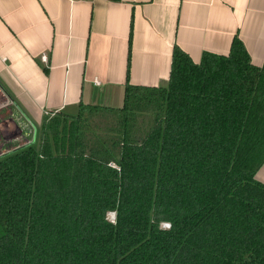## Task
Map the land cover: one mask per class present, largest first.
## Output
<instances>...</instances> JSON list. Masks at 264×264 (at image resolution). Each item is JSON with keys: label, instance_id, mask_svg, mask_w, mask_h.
Instances as JSON below:
<instances>
[{"label": "trees", "instance_id": "1", "mask_svg": "<svg viewBox=\"0 0 264 264\" xmlns=\"http://www.w3.org/2000/svg\"><path fill=\"white\" fill-rule=\"evenodd\" d=\"M263 165L264 66L176 47L167 87L0 158V264H264Z\"/></svg>", "mask_w": 264, "mask_h": 264}, {"label": "crops", "instance_id": "2", "mask_svg": "<svg viewBox=\"0 0 264 264\" xmlns=\"http://www.w3.org/2000/svg\"><path fill=\"white\" fill-rule=\"evenodd\" d=\"M236 37L262 68L264 0H0V158L45 117L121 110L127 83L167 87L176 47L199 64Z\"/></svg>", "mask_w": 264, "mask_h": 264}, {"label": "rangeland", "instance_id": "3", "mask_svg": "<svg viewBox=\"0 0 264 264\" xmlns=\"http://www.w3.org/2000/svg\"><path fill=\"white\" fill-rule=\"evenodd\" d=\"M109 118H111L110 120H114V117L113 116H111V117H109ZM116 120V119H115ZM103 123V122H102ZM111 220H114V218H115V216L113 215V216H111V217H109Z\"/></svg>", "mask_w": 264, "mask_h": 264}, {"label": "built area", "instance_id": "4", "mask_svg": "<svg viewBox=\"0 0 264 264\" xmlns=\"http://www.w3.org/2000/svg\"><path fill=\"white\" fill-rule=\"evenodd\" d=\"M43 61H47V56H46V54L45 55H43Z\"/></svg>", "mask_w": 264, "mask_h": 264}, {"label": "clouds", "instance_id": "5", "mask_svg": "<svg viewBox=\"0 0 264 264\" xmlns=\"http://www.w3.org/2000/svg\"><path fill=\"white\" fill-rule=\"evenodd\" d=\"M113 215H114V213H108L106 218L111 217Z\"/></svg>", "mask_w": 264, "mask_h": 264}]
</instances>
